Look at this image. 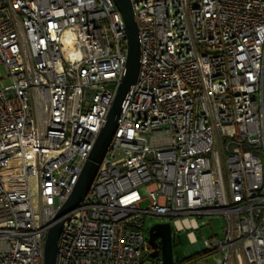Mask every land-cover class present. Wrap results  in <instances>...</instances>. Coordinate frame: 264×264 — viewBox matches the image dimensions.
<instances>
[{"label":"built area","instance_id":"built-area-1","mask_svg":"<svg viewBox=\"0 0 264 264\" xmlns=\"http://www.w3.org/2000/svg\"><path fill=\"white\" fill-rule=\"evenodd\" d=\"M130 1L137 77L55 264H163L148 218L206 252L190 262L264 264V0ZM126 40L113 0H0V264H43ZM212 215L221 234L198 240L192 218Z\"/></svg>","mask_w":264,"mask_h":264},{"label":"water","instance_id":"water-1","mask_svg":"<svg viewBox=\"0 0 264 264\" xmlns=\"http://www.w3.org/2000/svg\"><path fill=\"white\" fill-rule=\"evenodd\" d=\"M113 2L121 13L125 23L127 39L125 72L116 88L105 121L97 134L93 147L89 152L72 191L58 208L54 216V223L47 231L44 244L43 264H55L57 242L64 216L73 210L86 194L115 131L117 120L126 101L130 86L135 82L137 77L140 59V43L132 4L130 0H113ZM148 240L152 248L150 253L151 257H156L160 251L163 264H173L172 227L169 221L151 224L148 228ZM184 250L186 251L187 257L199 252L198 250L189 251V247H185Z\"/></svg>","mask_w":264,"mask_h":264},{"label":"rangeland","instance_id":"rangeland-1","mask_svg":"<svg viewBox=\"0 0 264 264\" xmlns=\"http://www.w3.org/2000/svg\"><path fill=\"white\" fill-rule=\"evenodd\" d=\"M0 73L2 76L6 74V70L4 66L1 64L0 65ZM10 82L9 79H3L1 81L2 85H6ZM148 204L147 200H144L140 203L141 207H145ZM196 219L198 225L200 226L199 229L193 230L195 236L197 237L198 240L206 239L208 237L212 236H218L221 234L222 228L225 224V221L223 218L219 216H204L201 218H192ZM165 219H153V218H148L147 222L148 225H151L156 222H163ZM186 231L180 232L178 235L181 239V242L179 244L174 245L173 244V253H174V261H181L183 259H187L188 257L186 256V251L184 250L185 247H189V243L187 242L186 239ZM176 235V234H174ZM200 252L196 253L193 256H198ZM214 262V256L210 255L209 257H206L205 259H199L197 261L193 262H187L184 264H213ZM145 264H150V261H146Z\"/></svg>","mask_w":264,"mask_h":264},{"label":"trees","instance_id":"trees-1","mask_svg":"<svg viewBox=\"0 0 264 264\" xmlns=\"http://www.w3.org/2000/svg\"><path fill=\"white\" fill-rule=\"evenodd\" d=\"M174 234H175L174 229H172V241H173V244L176 245V244H179L181 242V239H180L178 234H176V235H174ZM198 255L203 257L206 255V252H201ZM186 260H188V259H185V262H183L182 264L187 263ZM181 261H183V260H181ZM181 261H177V262H181Z\"/></svg>","mask_w":264,"mask_h":264},{"label":"flooded vegetation","instance_id":"flooded-vegetation-1","mask_svg":"<svg viewBox=\"0 0 264 264\" xmlns=\"http://www.w3.org/2000/svg\"><path fill=\"white\" fill-rule=\"evenodd\" d=\"M193 257H194L193 255L189 256V257L187 258L188 260H186V261H187V262H188V261L190 262V261L192 260ZM182 262H185V259H183Z\"/></svg>","mask_w":264,"mask_h":264},{"label":"crops","instance_id":"crops-1","mask_svg":"<svg viewBox=\"0 0 264 264\" xmlns=\"http://www.w3.org/2000/svg\"><path fill=\"white\" fill-rule=\"evenodd\" d=\"M189 251H195V250H193V249H191V248L189 247Z\"/></svg>","mask_w":264,"mask_h":264}]
</instances>
